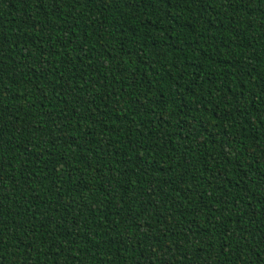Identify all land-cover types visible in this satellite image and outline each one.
<instances>
[{
    "label": "trees",
    "instance_id": "1",
    "mask_svg": "<svg viewBox=\"0 0 264 264\" xmlns=\"http://www.w3.org/2000/svg\"><path fill=\"white\" fill-rule=\"evenodd\" d=\"M0 264H264V0H0Z\"/></svg>",
    "mask_w": 264,
    "mask_h": 264
}]
</instances>
